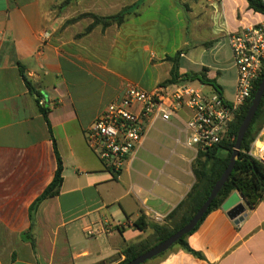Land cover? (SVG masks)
Segmentation results:
<instances>
[{"label": "crops", "instance_id": "crops-1", "mask_svg": "<svg viewBox=\"0 0 264 264\" xmlns=\"http://www.w3.org/2000/svg\"><path fill=\"white\" fill-rule=\"evenodd\" d=\"M136 3L122 25L87 33L94 20L84 15L110 17ZM56 4L0 0V264H119L128 246L154 239L151 228L137 230L134 222L145 215L150 225L171 227L170 215L196 183L198 155L185 145L190 113L148 121L118 178L90 149L86 130L128 84L153 90L176 64L181 78L207 69L228 99L223 75L190 62L209 46L228 49L234 62L228 35L261 21L239 0H79L62 15ZM22 70L43 95L49 124ZM236 81L237 70L233 91ZM57 155L60 192L36 206L54 180ZM233 196L242 199L232 193L186 239L204 260L175 246L146 264H264V202L250 209L242 199L246 216L236 225L224 208ZM189 212L185 207L176 221ZM89 228L101 234L89 237Z\"/></svg>", "mask_w": 264, "mask_h": 264}, {"label": "built area", "instance_id": "built-area-1", "mask_svg": "<svg viewBox=\"0 0 264 264\" xmlns=\"http://www.w3.org/2000/svg\"><path fill=\"white\" fill-rule=\"evenodd\" d=\"M228 42L237 70L233 100L218 92L206 94L203 87L188 82L160 84L150 91L128 84L123 95L106 107L86 130V138L108 171L119 177L142 143L148 121L158 118L169 122L181 109L190 113L185 145L197 155L234 140L231 127L240 110L252 99L264 69V17L257 25L229 34ZM44 104L41 100L40 105ZM248 154L264 166V126ZM98 234L101 232L87 230L89 237Z\"/></svg>", "mask_w": 264, "mask_h": 264}, {"label": "trees", "instance_id": "trees-1", "mask_svg": "<svg viewBox=\"0 0 264 264\" xmlns=\"http://www.w3.org/2000/svg\"><path fill=\"white\" fill-rule=\"evenodd\" d=\"M248 3L250 10L261 14L264 17V3L261 0H248ZM67 4L68 3H66V6H68ZM139 7L140 4L136 3L131 7L124 8L120 13L110 17H98L96 15H88V17H91L94 20V23L88 28L87 33H89L92 28L96 25H101L104 28L115 24L122 25L127 20V17L134 13ZM177 71L178 66L176 64L174 65V68L171 72V79L166 81L164 83L165 85H172L190 80H199L204 85L212 86L217 92L220 91L219 86H217L213 81L207 78V69H204L200 74H188L182 78L179 77ZM21 75L29 91L38 97L37 102L38 104H40V101L44 98L43 95L36 91L34 85L28 79L27 75L23 70L21 71ZM263 78L264 69L261 73L260 79L254 87V90L252 92V98L257 92ZM251 100L240 110L236 121L231 127L230 134L231 136H234V140L224 141L222 144L217 145L215 148L208 151L207 153H201L198 155V158L194 164V174L196 177V183L194 184L186 201H184L178 207V209L170 215L169 219L173 220L171 227L169 225H150L145 215L140 216L139 219L134 222V228L140 231H145L146 229L151 228L154 232V239L144 241L136 245L128 246L122 253L125 256V259L119 264H127L132 260L138 258L139 256L145 254L158 244L169 239L171 236L181 230L192 220V218L196 215V213L205 203L212 189L220 180L230 163V159L237 141L238 132L249 110ZM44 105L40 106V111L46 119L47 123L49 124V108H46ZM263 126L264 96L261 101L260 107L255 115V118L253 119L249 130L245 135L239 153V158L236 162L235 169L230 179L228 180L224 188L221 190L217 198L214 200V202L211 204L210 209L207 211L203 219L198 223V225L193 229V231L187 236L183 237L173 247L180 246L187 252L196 256L197 258L204 260L205 257L201 253L195 252L188 246L186 239L188 238V236L198 230L199 226L204 222V220L209 214L221 208L225 201L234 192H238L241 195V197L250 209H255L260 203L264 202V166L248 154L253 142L255 141L258 133L261 131ZM57 161L58 167L54 180L47 187L41 197L36 201V206H39L43 201L49 198L57 196L60 192V188L63 182L64 168L59 155H57ZM185 207H189L190 212L185 217H183L181 221H176L177 215Z\"/></svg>", "mask_w": 264, "mask_h": 264}, {"label": "water", "instance_id": "water-1", "mask_svg": "<svg viewBox=\"0 0 264 264\" xmlns=\"http://www.w3.org/2000/svg\"><path fill=\"white\" fill-rule=\"evenodd\" d=\"M263 96H264V78L262 79L257 92L255 93V95L251 100L249 110L239 129L235 148L233 150L230 163L227 169L225 170L220 180L216 183L209 197L206 199L205 203L202 205V207L199 209L196 215L192 218V220L181 230H179L177 233L171 236L169 239L158 244L157 246H155L145 254L139 256L138 258L132 260L127 264H146L148 261L166 253L175 244H177L183 237L190 234L193 231V229L198 225V223L203 219L207 211L210 209L211 204L214 202V200L217 198L221 190L224 188V186L230 179L235 169V165L239 158V153L241 150L243 140L245 138L247 131L249 130V127L253 119L255 118V115L260 107ZM242 199L237 196H233L226 202L224 206V208L228 210V216L230 217L231 220L235 222L236 225L241 224L246 216V207L243 204Z\"/></svg>", "mask_w": 264, "mask_h": 264}, {"label": "rangeland", "instance_id": "rangeland-1", "mask_svg": "<svg viewBox=\"0 0 264 264\" xmlns=\"http://www.w3.org/2000/svg\"><path fill=\"white\" fill-rule=\"evenodd\" d=\"M240 2L246 4L248 3V0H239ZM56 11L59 15H62L66 12V7L73 6L78 7L79 0H56ZM234 0H226V4L233 3ZM66 3H68L66 6ZM249 4V3H248ZM245 6V7H246ZM88 15L93 14H86L84 16L88 17ZM256 18L260 19L258 22L262 21V17L260 15H256ZM227 46V45H226ZM204 51L206 53H204ZM202 53V55H201ZM225 55V56H223ZM197 57L193 58L190 62L191 66L196 69H199L200 64H204L206 67L210 68L212 73L214 74H221L224 77V80H220L219 82L223 83L226 96L229 100H233V86L235 84V78H236V70L233 68L231 71L225 72L229 70L234 62L231 61V58L228 53V49L224 48V50H221L220 53H217L216 50H212L209 46L207 49H201L196 54ZM197 70V69H196ZM209 89H207L208 91Z\"/></svg>", "mask_w": 264, "mask_h": 264}]
</instances>
